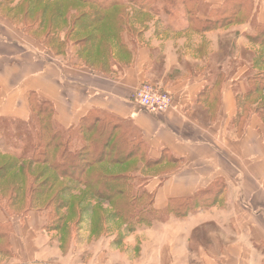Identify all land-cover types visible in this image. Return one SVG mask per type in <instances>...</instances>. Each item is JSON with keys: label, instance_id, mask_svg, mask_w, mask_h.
<instances>
[{"label": "crops", "instance_id": "crops-1", "mask_svg": "<svg viewBox=\"0 0 264 264\" xmlns=\"http://www.w3.org/2000/svg\"><path fill=\"white\" fill-rule=\"evenodd\" d=\"M186 1L207 12L234 11L236 23L190 34L181 6L179 18L155 16L135 38L126 33L127 55L105 73L86 67L73 45L72 62L52 58L0 10V119L29 122L36 98L51 105L52 124L60 129L76 128L87 117L114 122L115 134L139 144L136 166H169L145 188L157 213L170 212L120 244L92 238L88 259L81 244L72 242L64 252L47 236L40 213L30 211L10 219L0 264H264V125L253 111L242 122L231 80H211L214 71L225 73L211 59H220L227 34L242 44L253 26L264 25V0ZM144 83L169 95L165 113L136 104ZM186 202L194 205L180 210Z\"/></svg>", "mask_w": 264, "mask_h": 264}, {"label": "trees", "instance_id": "trees-1", "mask_svg": "<svg viewBox=\"0 0 264 264\" xmlns=\"http://www.w3.org/2000/svg\"><path fill=\"white\" fill-rule=\"evenodd\" d=\"M15 2L0 0V10L5 12V16L11 15V19L20 20L26 33L42 35L44 42L58 47L72 43L76 47V58L88 68L95 69L91 59L96 57L99 63L95 70L102 73L110 68L112 62L117 63L122 55H127L123 36L130 33L134 24H138L140 15L151 13L155 4L151 0H19L14 5ZM112 14L118 18L117 29L106 34L99 23ZM236 15V12L222 8L209 12V19L199 21L198 25L200 23L206 31L222 29L232 25ZM258 27L264 29V25ZM248 39L258 47L251 62L255 74L248 78V89L237 95L236 100L242 110V122L245 115L253 111L264 123V30ZM101 46L104 48L102 53L99 51ZM52 111L48 102L32 98V118L29 122L0 119V125L5 127L6 123H14V137L23 139V150L19 155L9 150L0 153V202L10 208L22 205L23 199L28 210H49L50 223L44 228L58 232L61 223L67 221L73 203L81 196L78 189L83 187L85 191L76 206L81 213H86L91 207L88 205L91 199H96L98 203H110L114 196H118L126 201L128 210L121 214L115 209L112 219L148 225L149 218L144 215L146 207H149V213H157L153 209V194L146 190L132 193L130 182L135 175L127 171L114 176L102 175V182L106 183L98 187L92 177L85 176L94 165L107 160L110 165H123L137 159L139 144L124 133L116 136V124L107 119L87 117L78 127L68 130L54 127ZM25 126L29 127V131L23 132ZM5 131L6 128L0 133ZM93 131L95 133L90 141H86L85 138ZM83 141L85 144H79ZM111 142L116 148L112 147L114 156L109 161L107 151ZM77 144L79 146L75 148ZM143 167L147 169L150 166ZM16 174H23L24 180L16 182ZM112 184L115 186L112 187ZM146 197H149L148 204L140 208ZM86 202L87 205L82 208ZM193 205L186 202L180 210L187 211Z\"/></svg>", "mask_w": 264, "mask_h": 264}, {"label": "rangeland", "instance_id": "rangeland-1", "mask_svg": "<svg viewBox=\"0 0 264 264\" xmlns=\"http://www.w3.org/2000/svg\"><path fill=\"white\" fill-rule=\"evenodd\" d=\"M153 3V8H151V13H143L138 18L139 21H137L139 26H134V28L129 31L131 34L130 36L135 38L140 31L148 28V25L151 22H154L156 19L155 16H158V18L168 19V20H174V18H179V9L181 6H185L184 8L187 11H190V15L187 14L186 11V18L189 20L190 24L188 26V33L193 34H199L202 35L206 31L202 25L198 22H202L200 19V16L206 15L209 12L204 11L201 5L198 3H190L188 4L186 0H151ZM187 4V5H186ZM4 18H6L8 21H10L13 26L16 27L21 32H25V28L21 25L20 20L11 19V15L5 16V12L2 13ZM213 15V14H212ZM111 16V17H110ZM105 21L102 23L100 22L99 25L103 27L105 33H109L112 30L117 29V20L118 18L116 15L112 14ZM237 18V17H236ZM236 18L234 19V25L236 23ZM197 21V22H196ZM238 21H242L241 19H238ZM243 22V21H242ZM141 23V24H139ZM148 24V25H147ZM141 25V26H140ZM232 25H229L228 27L222 28V29H214L213 31L217 30H227L232 27ZM155 30H158L159 32H162L163 28L161 26H154ZM264 30L262 28H259L258 26H253L251 32L245 35L247 42L244 41L242 44H238L235 41H233L234 38L233 34H227L226 40H222L220 43V51L221 54L220 59L217 58L215 55L212 57L211 62L212 65L214 63L221 64L222 70L225 72L224 74L221 72L219 75H217L216 71L212 73L211 80H213L215 77L220 81L223 82V80H231L235 87V93L237 95H241L244 93L249 86L248 78H251L255 71L251 69L252 65V59L257 54L258 47L255 45H252L248 38L251 36H255L256 34H260L261 31ZM29 37L34 39L36 42H38L39 45H41L50 56L53 57H61L64 58L66 61H73L74 57L71 56L70 50L72 43L64 44L61 47H58L56 44H52L51 42H44L42 35H34L33 33H26ZM235 36V35H234ZM238 37V34L235 36ZM100 53L104 51L103 46L99 48ZM223 55L226 58H223ZM69 56V57H68ZM60 60V59H59ZM91 62L95 64V69L98 67V59L95 57L94 59H91ZM239 69H244L242 74H239L236 76L237 71ZM249 113H247L245 116H248ZM259 118V117H258ZM260 120V118H259ZM262 125L264 123L260 120ZM8 125L1 124L0 125V131L2 132L4 128L7 129L4 133H0V153H4L6 151H12L16 154H20L23 150V139H16L14 137V129L15 125L14 123H6ZM34 123H32L33 125ZM97 128V127H95ZM24 131H29V127H23ZM63 132V131H62ZM95 132L93 131L92 134L87 136L85 138L86 141H90V138H92L93 134ZM116 136H120V134H116ZM79 144H85L84 141ZM79 144L75 145V148L79 146ZM114 142L109 143V151H107V154H109V161L112 160V157L114 156V152L112 150V147L114 146ZM111 147V149H110ZM114 148H116L114 146ZM106 162V163H105ZM103 162V164L94 165L90 170L87 171L86 175L87 177H92V179L95 182V186H100L101 184L106 183L105 181L102 182V175H110L114 176L118 173H125L126 171L130 175H135V177L131 180V191L132 193L139 194L142 191L146 190L145 186L147 185L148 181L152 179L153 177L161 176L164 172L167 171L169 166H150L147 169H145L143 166H136V164L133 161H128L123 165H110L108 164V160ZM105 163V164H104ZM108 166V168H106ZM110 166V167H109ZM116 166V167H114ZM126 172V173H127ZM16 182L17 181H23L24 177L23 174H16ZM13 181V182H15ZM12 182V184H13ZM110 182V181H108ZM112 183V182H110ZM115 186V184H112V187ZM83 191L85 189L79 188L78 189V200L73 203V207H71V210L68 213L67 221H63L61 225L59 226V231H52L47 230L44 228L46 224L48 225L50 223V216H49V210H43V208L38 210L35 209H27V205L24 204V200L22 199V205H19L17 207H7L4 202H0V217L2 221L6 220L4 223L0 222V250L5 254L7 251V241L6 237L11 229L10 219L13 217H20L25 216L26 213L30 211H35L40 213L41 217V223L43 224V228L47 233V236H49L53 241H58L61 244V248L64 250V252H67L70 249V244L72 242L76 244H81L82 248H80L83 252V258L87 257L89 259L90 254V242L92 238L94 239H100L102 237H109L114 238V242L117 244H120L124 237L128 236L129 233L135 232L136 228L139 227H148L155 225L157 222L163 221L164 217L169 214L170 212H165V214L162 213H149V207H146V213H144L145 216H148L149 218V224L148 225H140L136 223H127L123 222L122 220H115L112 219V213L116 209L121 212V214H125V212L128 210L127 203L123 199H119L118 196H114L115 198L112 199V202L108 203L106 201L98 203L96 199H91V201L88 203H83L82 208L85 207L88 203L91 207L88 209L86 213H81L79 210H77L76 206L78 205V202L81 201V197ZM147 191V190H146ZM148 192V191H147ZM149 197H146V200H144L142 203V207L145 203L148 204ZM148 206V205H146ZM40 207H43L40 205ZM145 207V206H144ZM58 216V214L56 215ZM76 219H79L80 221H76ZM74 223H77L76 226H74ZM50 228V226H48ZM109 229V231H108ZM46 233H43L42 235H45ZM85 260V259H84Z\"/></svg>", "mask_w": 264, "mask_h": 264}, {"label": "built area", "instance_id": "built-area-1", "mask_svg": "<svg viewBox=\"0 0 264 264\" xmlns=\"http://www.w3.org/2000/svg\"><path fill=\"white\" fill-rule=\"evenodd\" d=\"M136 104L151 114H163L171 106V99L162 88L156 84H142L135 97Z\"/></svg>", "mask_w": 264, "mask_h": 264}]
</instances>
